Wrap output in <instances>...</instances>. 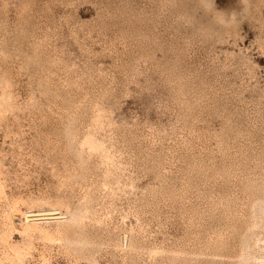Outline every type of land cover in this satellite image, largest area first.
Listing matches in <instances>:
<instances>
[{"label":"bare ground","instance_id":"obj_1","mask_svg":"<svg viewBox=\"0 0 264 264\" xmlns=\"http://www.w3.org/2000/svg\"><path fill=\"white\" fill-rule=\"evenodd\" d=\"M84 1L88 22L70 14ZM216 4L0 0V264H264V87L251 56L215 51L248 22L264 56V0ZM58 6L80 53L91 51L77 33H96L125 54L119 72L155 66L177 94L179 142L115 119L122 82L66 57ZM196 115L219 129L187 132ZM45 168L51 186L34 193ZM163 207L186 221L183 238L149 231Z\"/></svg>","mask_w":264,"mask_h":264},{"label":"rangeland","instance_id":"obj_2","mask_svg":"<svg viewBox=\"0 0 264 264\" xmlns=\"http://www.w3.org/2000/svg\"><path fill=\"white\" fill-rule=\"evenodd\" d=\"M42 1L43 0H38L40 3ZM216 1L217 8H220L227 0ZM92 4L94 5V2H81L74 10H71L70 14H72L76 20L78 19L82 22L91 21L96 17L95 5L93 6ZM52 11L49 20H51L55 26H58L55 29L58 32L55 41L58 47L62 46L63 50H66V57L77 65L90 63L95 68L104 70L105 73H114L118 81L122 82L123 87H119L117 91L118 97L113 106L115 119H119V121L125 123L127 126L137 125L142 129H144L143 127H151L154 130L162 132V134H169L172 132L174 136H178L177 141L179 142V138L180 140L182 139L181 133H183V131L179 129L178 126L173 128L176 122L175 115L179 109V106L176 105L174 100L177 94L170 88V85L163 81L160 74L155 69V66L144 65L136 68L134 72H119L118 66L122 62H125V54L122 53L121 50L115 53L106 51L103 42L98 39L99 37L96 33L87 34L88 36L82 31L77 33L78 40L81 42L84 41L86 48L90 49L88 51H91V54L89 53L88 55L80 53L76 43L67 35L70 25L58 21L60 17L66 14V9L58 6ZM8 14L9 18L12 19L13 12L11 11ZM53 18H55V20ZM239 34L235 42L228 40L222 44H218L215 51L223 52V50L227 49L229 51L232 50L230 52H239L242 55L251 56L256 63L257 70L255 69L256 73H254L253 80L250 82L262 88L264 87V56L261 55L256 48V31L250 23L241 22ZM107 37H111V35ZM219 52L218 54H221ZM160 57L161 54L157 53V62L160 60ZM242 78L244 79L247 77L243 76ZM188 121L189 125L188 130H186L187 132L199 133V131H202L205 133L207 130L211 132V130L217 131L219 129V122L215 120V117L199 122V115H196L195 117L189 118ZM209 145L215 148L214 144L209 143ZM37 175L36 178L38 179H32V183L29 187L34 193H37L41 189H48L47 187L51 186L49 184L50 177L46 168L40 169ZM138 181V185L144 187L149 182V177L141 176ZM163 208H161L163 214L160 226H158L159 223L156 221H151L152 224H149V231H151L152 235L153 233L154 235L156 234L155 239L157 241L163 238L165 239V237L169 238L170 242L174 239L178 240L183 238V231L185 233L186 229V221L182 218L180 219L177 210L169 207ZM165 219H167V221H165ZM157 231H159L160 234H157ZM169 239H167L168 243ZM105 259H101V262L104 263ZM36 263L37 262H35V264ZM58 263L64 264L61 259H58V262H54V264ZM31 264H34V262H31Z\"/></svg>","mask_w":264,"mask_h":264}]
</instances>
